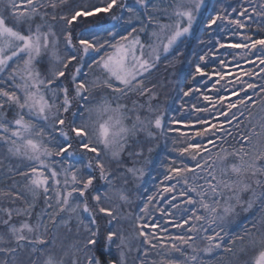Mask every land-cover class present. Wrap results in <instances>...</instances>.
Instances as JSON below:
<instances>
[{
	"label": "snow or ice",
	"instance_id": "1",
	"mask_svg": "<svg viewBox=\"0 0 264 264\" xmlns=\"http://www.w3.org/2000/svg\"><path fill=\"white\" fill-rule=\"evenodd\" d=\"M68 3L69 0H0V146L11 157L28 162L26 170L17 173L24 181L16 191L0 190V198L23 204L0 207V227L4 229L0 231V264H41L37 253H47L43 264H103L95 255V246L100 236L99 221L105 218L109 226L106 244L119 241V264H124L123 249L129 245L119 221L126 217L119 215L115 201L132 203L124 185L129 182L128 176L141 180L144 170L124 165L122 154L126 149L129 157L143 154L141 133L155 139L151 130L154 128L163 134L165 111L152 104L157 99L153 91L156 85L148 87L146 80L188 37L207 0H135V7L123 0H101L98 5L79 0L70 10L57 11ZM49 8L51 12L47 11ZM117 8L118 15L113 11ZM5 11L14 19V26L6 22ZM156 12L163 16L154 15ZM101 14L111 15L109 25L90 19ZM253 16L264 21V0L258 7L255 0H247V6L242 4L238 12L233 7L231 12L221 9L212 15L205 24L209 38L218 21L225 38L223 42L217 39L212 46L216 51L201 55L200 61L209 54L217 59L219 49H238L239 52L229 53L238 67L241 60L264 66V38L254 39L243 33ZM229 26L241 30L231 33L239 35V41L228 42ZM257 27L264 30V23H257ZM141 34L148 39L143 40ZM45 55L47 60L43 59ZM229 63L219 60L221 69ZM262 74L264 67L259 72L246 70L236 80H226L224 71L214 68L209 73L201 64L195 66L192 79L217 77L208 90L220 95L214 98L202 93L208 105H222L225 96L221 90L228 91V85L233 86L231 94L239 99L228 103V111L220 114L227 118L228 125L235 122L236 129L243 125L246 131L234 135L231 128H224L223 122L211 123L207 116L191 123L171 120L184 129L168 130L179 133L181 139L174 140V144L183 143L173 151L190 158L194 165L171 160L165 168L162 188L157 186L158 191L139 207L143 215H136L138 232L130 238H142V245L147 246L144 257L149 256V249L160 257L159 261L141 264H208L204 257L215 253L231 254L235 260L228 264H240V256L252 250L257 254L251 264H264V215L250 220L242 234H233L227 227L237 207L247 212L259 204L264 213V83L242 79L259 75L264 81ZM236 81L243 87L236 88ZM248 90L253 91L249 94ZM200 91L189 88L183 95ZM98 92L99 101L93 103ZM241 92L245 95L240 96ZM133 96H146V105L132 99L129 108L122 102ZM253 96H261L259 118L251 111L255 106ZM245 109L249 110L247 115ZM141 110L146 114L141 115ZM192 112L210 113V109L193 105ZM229 136L238 147L223 146ZM73 142L79 145L80 153L94 154L85 165L90 170L87 173L74 164L63 163L78 155L71 151ZM217 147L219 150L213 151ZM148 151L151 153L152 148ZM54 157L60 160L55 161ZM96 171L106 185L103 190L95 187ZM117 180L121 181L119 187ZM165 193L171 194L170 198ZM245 193L250 194L247 200L242 199ZM41 194L44 208L35 213L33 221V210ZM161 201L167 206H161ZM153 213H158L163 223ZM14 216L24 219L14 223ZM73 220L75 235L82 238L65 245ZM62 227L67 232L61 233ZM81 227L86 235L81 234ZM169 227L184 232L171 234ZM53 248H59V258L51 253ZM172 253H179L184 259H172ZM22 255L28 259L22 260ZM108 264L116 262L109 260Z\"/></svg>",
	"mask_w": 264,
	"mask_h": 264
},
{
	"label": "trees",
	"instance_id": "2",
	"mask_svg": "<svg viewBox=\"0 0 264 264\" xmlns=\"http://www.w3.org/2000/svg\"><path fill=\"white\" fill-rule=\"evenodd\" d=\"M79 0H69L68 5L64 9H57V11H68L70 10L76 3H78ZM89 4H100L101 0H87ZM153 2H157V0H153ZM260 0H255L256 6L258 7ZM123 3L135 7V0H123ZM247 6V0H207L206 6L202 9L201 13L198 16V19L196 23L193 25V29L191 30L188 37L184 40L183 43L179 45V47L174 50L166 60H163L155 69L152 74L148 77L146 80V84L148 87H152V84H155L156 87L153 89L154 92L157 93V99L152 101V104L154 106L158 105L165 111V119L163 121V134L159 130L151 129L155 133V139H149L147 142V145L144 146L143 154L139 157L134 158L133 160H129L130 157L128 156V149L125 150V152L122 154V160L124 164L127 165V167H137V168H143L144 170V176L141 180L137 181L134 180L131 176H128V185L127 192L129 194V198L131 201H133L134 208L131 209V213H127L129 215L126 216L125 223L122 225L124 229H126V239L128 240V247H125L123 249L124 252V259L131 260L132 264H141V261H159L160 257L156 255L154 250L149 249V256L144 257L143 256V250L146 248V245H142V238H130L133 234L138 232V230L135 228V222H136V215H143L142 213H139V207L143 205V202L146 201L147 197L149 195H152L153 193L158 191L157 186H162L161 181H163V177L165 174V168L169 166L170 161L175 159L179 163L180 161L187 162L190 166L194 165V162L190 160V158L187 157H180L177 152L173 151L174 148L182 147L183 143H176L174 144V140H180L179 133L177 131H168L169 129H180L184 130L181 125L179 124H172L171 120H181L188 123H191L196 120L197 117H203L207 116L209 121L211 123H224V128L229 129L231 128L233 131V134L235 135L239 131H246L244 126L242 125L240 129H236L234 127L235 122H233V125H228L226 123V117L221 115V111H228L227 110V104L231 101H235L239 99L238 96H234L231 94L232 85H228V91L221 90L225 96V99L223 101V104L216 105L215 107H212L211 105H208L205 101L202 99V93L211 95L214 98L218 97L220 93L215 91H209L208 89L212 87L213 83L217 79V77L213 76L212 80H208L207 77H200L196 76L195 79H192L193 75L195 74V66L197 64H201V66L204 68L205 71L212 73L213 69L221 70L227 73L226 80H236L237 76H242V73L244 71H253V72H259L260 67L264 66H254L252 64L245 63L243 60L240 61L239 67L233 62V57L229 55L231 52H239L240 50L236 49H219L218 58L214 59L211 54H209L206 57V60L201 62L199 57L201 55H204L205 53H209L210 50L215 52L216 49L212 46L215 44L217 39H221V41H224L225 33L221 32L219 30L218 25L220 22H217V25L213 26V29L211 30L212 35L209 38V30L205 28V24L210 19V17L216 12L220 11L221 9L226 10V12H231L232 8L235 7L237 9V12L240 9L241 5ZM163 3L161 2V7H163ZM41 11H44V9H41ZM48 12H51L52 9H47ZM115 14H119L120 10L114 9L113 10ZM154 15H161L163 16L162 12H156L153 13ZM125 16H127V13H124ZM234 18H238L236 13H233ZM6 18V17H5ZM38 19V18H37ZM93 23L96 22L97 19H100L101 23L104 25H109L111 23V15H103L101 14V17L99 18H90ZM242 19V18H241ZM6 22L10 26H14V23L10 22L9 18H6ZM257 23H264V21H261L260 18L253 16L252 21L248 22V27L243 30V33L248 35H253L254 39H260L264 38V30H260L257 27ZM233 31L240 32L241 30L232 29L231 26L227 29L228 32V42H237L240 39L239 35H232L231 33ZM141 38L143 40H147L148 37L141 34ZM204 40L205 43L201 44L200 41ZM220 59H225L226 61L230 62L229 66L227 68L221 69V66L219 64ZM258 65V61H257ZM87 71V69H85ZM264 75V74H262ZM89 78H92L91 75ZM243 80H254L256 83H264V81L261 80V76L254 75L253 77H242ZM191 81V82H190ZM225 83V81H221V84ZM236 88L243 87V85L236 81ZM217 88L220 87V85H216ZM189 88H200V92H190L189 96H184L183 91H187ZM107 91V90H105ZM253 90H248L249 94L252 93ZM245 94L243 92L240 93V96H244ZM99 92L96 95V99L93 101V103H96L99 101ZM246 98V97H245ZM135 99L138 101V104H145L147 103V97H139V96H133L131 99H126L122 102L130 104L131 100ZM261 96H253V101H255V106L251 108V111L253 114L259 118L261 115L260 113V104ZM253 101H248V104H252ZM196 105L197 107H209L210 113H195L192 112V106ZM75 107V106H74ZM231 111L236 112L237 109H232ZM248 109H245V115L248 114ZM230 115V113H229ZM241 120H243V117H241ZM130 124V121H128ZM245 124H248L247 121H245ZM197 128H202L204 126L202 125H196ZM223 133H217V135H222ZM226 148H230V146H236L238 147V144L236 143V140H234L231 136L227 138V142L223 145ZM149 147L152 148L151 153H149L148 149ZM209 147H212L209 145ZM4 147L0 146V149ZM219 148H213V151H218ZM231 150V149H230ZM71 151H75L78 153L77 156L67 158L63 163L65 165L67 164H74L77 168H80L82 172L87 173L90 171L85 167L88 163V158L91 156H94L93 153H80L79 145L76 142H73V148ZM129 157V158H128ZM53 160L59 161V157H54ZM18 159L13 158L12 159V165L14 166L15 163H18ZM14 162V163H13ZM23 164L26 163V161H21ZM23 166V165H22ZM4 171V165L3 163H0V175ZM96 175V181H95V187L97 189H100L102 186V182L99 180V174L98 171L94 173ZM190 175V174H189ZM172 182H165V183H174ZM5 184L2 182L0 183L1 190L5 191L4 189ZM181 186H178V188ZM171 194L165 193L164 196L170 198ZM90 200V197H89ZM157 200H160V196H157ZM161 206H167L166 204H163V201H161ZM259 207H253L251 211H249L246 214L243 213H237V216L235 219L230 218L231 222L228 225V228L231 230L233 234H237L236 227L239 226L240 223H243L244 220L248 218V216H253L255 218H259L260 215H264L259 209ZM44 208V201H43V194H41V198L37 201V206L33 210V217L32 220H35V213L40 212ZM258 209V211H257ZM258 213L255 216V213ZM126 215V213H125ZM153 216L160 220L161 223H163V219L160 218L158 213H153ZM87 220V218H85ZM233 220V221H232ZM109 226L107 225V219H103L99 221V229H100V236L97 245L95 246V255H97L101 260L103 261V264H108L109 260L115 261L117 263V257L119 254V250L117 249L116 240L111 243L110 245L106 244V234L108 231ZM147 231H150L148 229ZM183 229H176L169 227V233L171 234H181L183 233ZM161 235H166L164 233H161ZM155 242V241H154ZM178 243V242H177ZM257 254L256 252L250 251L247 255H241L239 260L240 264H244V261H247L248 264H250V261H252V257ZM181 255L179 253H172L171 257L172 259L178 260L181 259Z\"/></svg>",
	"mask_w": 264,
	"mask_h": 264
},
{
	"label": "rangeland",
	"instance_id": "3",
	"mask_svg": "<svg viewBox=\"0 0 264 264\" xmlns=\"http://www.w3.org/2000/svg\"><path fill=\"white\" fill-rule=\"evenodd\" d=\"M4 15H5V17H6L7 19L9 18L10 22L15 23V22H14V19L11 18V17L8 15L7 11H5ZM50 22H52V21H50ZM43 59L47 60V56L45 55V56L43 57ZM128 107L131 108V107H132V103L128 104ZM144 114H146V113H144V112L141 110V115H144ZM130 115H132V116L134 117V113H130ZM129 121H130V123H131V120H129ZM139 139H141V140L143 141V151H144V146L147 145V142L149 141L150 138L147 137L146 133H141V134L139 135ZM91 157H93V156H91ZM128 158H129V157H128ZM134 158H136V157H135V156L130 157L129 160H133ZM12 159H13V157H11V156L6 152V149H5V148H4V149H3V148L0 149V163H3V165H4V171H3L2 174L0 175V183L3 182V183L5 184V187H4L5 191H9V190H10V191H13V192H14V191H16V188H18V187L23 183V181H24V178H22L21 176H19L17 173H18L19 171H21V170H26V165H27L28 162H26L25 164H23V163L20 162V160H19L18 163H15L14 166H13V165H12ZM13 163H14V162H13ZM22 165H23V166H22ZM124 165H126V164H124ZM126 166H127V165H126ZM113 168H115V164H113ZM10 169H11V170H10ZM119 171H124V169H123V168H120ZM102 183H103V184H102L100 190H103L104 187L106 186V185L104 184V182H102ZM116 183H117V186H118V187L121 186V181H120V180H117ZM14 184L16 185V187H13ZM124 187H125L126 190H127V188L129 187V185H128V184H127V185H124ZM0 190H1V188H0ZM127 191H128V190H127ZM127 194H128V192H127ZM49 195H51V193H49ZM249 195H250L249 193H245V194H243V195H242V199L247 200V198H248ZM128 196H129V194H128ZM115 203L119 204V215H120V216H123V217H126L127 215H129V214L131 213V209L134 208V206H133V201H132V203H130V204H123V203H120V202L117 200V201H115ZM258 205H259V204L254 205L253 207H254V208H255V207H259ZM0 207H9V208L23 207V204H22V202H20V201H16L15 203H11L9 198L4 197V198H0ZM259 210H260V209H259ZM249 211H251V210H249ZM249 211L245 212L242 208L237 207V209H236V214L232 216V219H235V218H236L237 213H240V212H241V213H243V214H246V213H248ZM257 211H258V209H257ZM260 211H261V210H260ZM125 213H126V215H125ZM127 213H129V214H127ZM257 214H258V213L256 212V213H255V216H256ZM0 215H2V214H0ZM5 218H6V217H5ZM253 218H255V217H253V216H250V217H249V216H248V218H247L246 220H244L243 223H240L239 226L236 227V230H238V231H237V234H242V233H243V228H244V226H245L246 224H248L249 221L252 220ZM22 219H24V218H23V217H15V216H14V217H13V222H14V223H19V221L22 220ZM126 219H127V218H126ZM126 219H122V220L119 221L120 226H122V225L125 223L124 221H125ZM232 221H233V220H232ZM85 222H87L86 219H85ZM70 226H71V228H72V232L68 234L69 239H67V240L64 241V244H65V245L72 243L73 240H75V239H80V238H82V236H81V237H76V235H75V234H76V231H77L75 220H73V221L71 222ZM114 226H115V225H114ZM227 227H228V226H227ZM122 228H123V235L126 236V231H125V230H126L127 228L124 229L123 226H122ZM3 230H4V229H3L2 227H0V231H3ZM60 231H61V233H65V232H67V229L62 227V228L60 229ZM80 232H81L82 235H86V234L83 233V228H82V227H81V229H80ZM116 243H119V241L116 240ZM201 246H203V245L201 244ZM184 251L187 253L189 250H188L187 248H185ZM252 251H253V250H252ZM254 252H256V251L254 250ZM51 253H52L53 255H55L56 258H59L60 255H61V252H60L59 248H53V249L51 250ZM249 253H250V251H249ZM46 255H47V253H46ZM46 255H45V256H39L38 253L36 254V257H39V259H40V261H41V264H43V260L46 258ZM255 255H256V254H255ZM36 257H33V258H36ZM253 257H254V256H253ZM253 257H252V258H253ZM0 258H2V254H0ZM21 259L24 260V259H28V258H27L26 256L22 255V256H21ZM183 259H184V257L182 256L181 259H178L177 261H180V260H183ZM204 259L208 262V264H228V261H229V260H235V258L232 257L231 254H224V253H215V254H213V255H211V256L204 257ZM119 260H120V253L118 254V257H117V263H118V264H119ZM124 264H132V262H131V260H129V259H124ZM250 264H251V261H250Z\"/></svg>",
	"mask_w": 264,
	"mask_h": 264
}]
</instances>
